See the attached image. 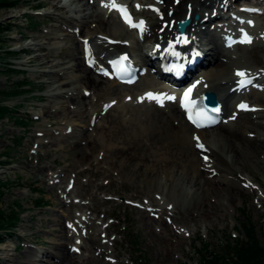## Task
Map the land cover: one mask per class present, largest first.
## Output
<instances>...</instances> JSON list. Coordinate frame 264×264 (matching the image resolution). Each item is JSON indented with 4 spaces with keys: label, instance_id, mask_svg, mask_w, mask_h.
<instances>
[{
    "label": "rangeland",
    "instance_id": "rangeland-1",
    "mask_svg": "<svg viewBox=\"0 0 264 264\" xmlns=\"http://www.w3.org/2000/svg\"><path fill=\"white\" fill-rule=\"evenodd\" d=\"M1 1L0 103L9 106L17 114L16 117L28 125L18 126L16 119H6L0 124V209H18L21 214V222L17 227L3 234L5 242L0 244V264H4L1 259L6 253L2 246H9L10 253H14L13 248L17 249L12 262L5 264H24L25 253L29 248H48L55 253L54 243H65L70 249L75 247L77 242L84 259L81 264H137V258L138 261H143V264H204V259L212 258L214 254L228 258L225 253L228 243L235 245L237 240L247 241L244 226L248 224L253 225L255 236L264 248V148L259 146L260 140L264 142V126L255 119L253 109L240 114L234 113L236 104L242 99L232 100L229 96L231 88L221 90L224 91L221 93L224 98V116H221V124H237L234 128L237 126L238 129L242 126V136L250 137L251 141L255 138L253 144L256 145L251 150H242V155L237 161H231V156L225 151L224 142L216 134L221 124L206 128L205 141H201L196 136L198 133L191 127H185L191 139L179 138L175 129L178 120L166 112L175 108V103L167 101L162 104L148 94V83H165L155 75V69L147 65L149 54L156 45H153V40H145L128 30L129 27L122 24L117 15L114 16V10L102 6L106 0H97L101 15L105 12L102 16L105 25L97 28L94 23L90 27L97 30L96 36L99 37L90 38L88 47L104 57V60L115 56L117 47H126L129 57L140 70V80L136 85L126 87L108 76L102 77L96 73L101 77L104 90L98 97L91 91L88 93V101L93 102V105L87 110L85 124L80 123L78 129L82 130L83 136L88 137L93 134L89 127L96 122L100 127L106 128L107 134L112 129H119L117 127H125L120 137H117L116 144L122 147L130 142L134 150L132 146L126 147L130 148L138 159L143 158L147 164L137 161L128 165L126 170L118 168L115 171L108 168V162L103 163L102 159L98 160L99 165L82 161L78 151L82 136H68L76 128L72 126L65 129L68 132L64 135L60 148L48 149L50 146L46 145L51 137L44 133L39 135V132L56 129L58 125L53 124L54 117L47 121L45 113L40 116L37 114L40 110L43 111L42 107L48 102L45 97L48 86L43 82L44 77H37L32 73V70L42 69L35 65H19L20 61L33 55L31 52L17 50L21 44L33 43L31 38L21 42L15 41L14 38L19 39L24 35L28 38L36 37L45 43H58L61 48L53 52L51 59L72 62L73 56H79L85 69H89L91 66L87 58L84 60V54L79 55V52H83L86 40L84 36L87 33H72L80 26V22L75 19L58 21L40 13L39 11H52L42 0H6L5 3ZM67 1L69 0H64ZM119 1L128 5L134 15L144 19L151 29H155V25L164 19V1ZM174 1L167 0L166 3ZM198 1L189 0L188 5L197 6ZM212 1L224 4L231 0H209ZM228 12L234 17L228 18L229 15H225V18L235 25L236 30L246 31L247 38L244 36L245 38L241 39L242 44L239 47L236 44L232 46V52L226 50L225 63L229 67V74L224 77L226 79L221 80L230 79L235 73L232 67L242 66L246 74L260 71V78L255 79L254 87L243 93L246 94V100L255 103V94L264 92V5L260 4L250 10H242L238 5H234ZM22 14L23 17L17 19ZM218 21L219 19H215L211 24L193 27L190 31L191 37L198 35L200 29L217 26ZM235 29L231 27L230 30L220 33L226 35L229 40L232 38L229 32L234 33ZM55 34L64 37L51 39ZM173 34L179 38L176 28L173 29ZM199 34L202 37L200 47L212 49L213 44L206 38L203 39V33ZM219 35L214 36L218 44L224 39ZM162 37L163 41H170L172 35L163 34ZM209 43L211 44L208 45ZM158 63L159 60H154L155 65ZM207 67L209 69L212 65ZM200 74L201 72L198 76ZM197 84L198 87L203 85L199 81ZM239 96H242V93ZM107 105L110 106L100 114ZM153 105L164 109L165 115L159 119L151 118L153 108L150 107H155ZM110 110L112 119H107L105 115ZM66 126L67 124L60 125L61 128ZM199 144H203L205 148H199ZM244 145L247 146V143L244 142ZM165 151L168 153L167 163L170 166L164 171L161 157ZM99 152H102V149L96 148L93 156L96 157ZM203 154L212 159L208 157V164L216 167V172L210 174V177H221L223 182H219V185L226 189L221 197L223 200L217 197L216 193L205 196L207 201L221 208L219 219L216 217L214 220H204L200 219L196 212H191L192 187L198 178L197 171L202 180L210 178L207 177V171L203 168L205 166L200 161ZM150 162L154 164V168ZM203 173H206V176ZM147 205L154 209L147 208ZM157 207L162 210L155 213ZM54 214L58 215L64 225L65 239L60 238L57 227H51L49 219ZM160 215L170 225L172 232L165 229L159 231L157 226L153 228L150 216L157 218ZM27 229L29 232L23 237L22 232ZM132 234L136 236L138 243L137 253L132 244H129L130 240H133ZM45 259L56 261L53 258Z\"/></svg>",
    "mask_w": 264,
    "mask_h": 264
},
{
    "label": "bare ground",
    "instance_id": "bare-ground-1",
    "mask_svg": "<svg viewBox=\"0 0 264 264\" xmlns=\"http://www.w3.org/2000/svg\"><path fill=\"white\" fill-rule=\"evenodd\" d=\"M42 1L47 7L51 8L52 11L47 10V11H43V12L39 11V12L46 14L49 18H54L55 20H58V21L62 19H69V20L75 19L76 21L80 22L79 28L72 31L74 35H76L78 31H80V33H85V32L87 33L86 36H84L86 37V40L84 42V47L82 49L83 52H79V55L84 54V60L85 58H87L88 61H92V60L94 61V65L92 66V68L88 67L89 69H85L82 58L79 56H76V57L73 56L72 62L51 59L54 56L53 52L61 48L57 45L58 43H51V42L45 43V42L38 40L36 37L28 38V37H25L24 35H21L19 39L14 38V40L17 42H21L24 39H26V41H29L31 38L33 43L29 45L21 44L18 46L17 50L20 52L22 51L31 52V54L33 55L20 61L19 65L25 66V67H33L35 65L38 68L42 69V70H32V73H35L37 77L39 76L44 77L43 82L47 84L48 86V91L45 94V97L47 98L48 102L47 104H45L44 107H42L43 111L40 110L37 114H39L40 116V114L45 113V115H47L46 117H48L47 121H49V118L54 117L53 124L58 125V127L56 129H52V130L50 129L48 131L45 130V131L39 132V135L44 133V134H48V136L51 137L48 140V143H47L48 145L46 146L47 147L50 146L48 147V149L49 148L52 149L54 147L60 148L61 147L60 143L62 140H64L65 138L64 135H67V132H68V130L65 131V129H67L68 126H72L73 128L75 127L76 128L74 129L73 133L68 136H73L74 134H77L78 136H82L81 139L79 140V144L81 145H79L80 147H78V151H80V156H81L82 161H90L91 164L96 163L97 165H99L98 160L102 159L104 162L101 161V163L102 162L106 163L105 161H107L109 165H106V166H108V168L110 169H114L115 171L118 168L119 169L123 168L126 170L128 165L133 164L137 161L147 164V162L143 158L138 159L136 156L133 155L134 152L132 154V151H130V148L126 147V146H129V147L132 146L133 147L132 150H134V146L130 142L126 143L122 147H120V144L118 145L116 144V142L118 141L117 137L123 133V130L125 129V127H122V128L117 127L119 129H116V130L112 129L110 130L109 134H107L108 132L106 128L105 127L103 128L102 126L100 127L96 122L94 125H91L89 127L90 131H93V134H91L88 137L83 136L82 130L78 129V127H80V123L85 124V121L88 117L86 116L87 110L89 106L93 103V102L91 103L90 100L88 101L89 99L88 93L91 91L93 94H95L98 97L101 95L102 90H104L102 88L103 86L100 81L101 77L97 76L96 73H98V75L103 77L104 74L102 73V70L109 67L108 62L107 60H104V57L100 56L99 53H96L92 48L88 47L89 45L88 40L90 38L97 39V37H99V36H96L97 30H93L90 27H92L94 23L97 24V28H101L102 25H105L102 19V16L105 12L101 15V11L99 8L100 7L99 2L97 0H93V1L87 0V2H85L86 0H69L67 2H64V0H42ZM156 1L157 2L164 1L163 3H165V5H164V10L162 11H164L165 16L162 21H159L155 25V29L154 28L151 29L148 26H146L143 33L140 34V32H138L136 28H133V25L131 24H125V25L129 27L128 30H130L131 32H135V34L144 38L145 40H148V39L153 40V43H154L153 45H156V46L153 48V50L149 54V58L153 62L155 59L159 60V62H165L166 60L169 61L170 56H172V59H171L172 61H175L177 59L181 63L182 62L192 63V61L195 59H201L198 61L199 64L197 66H195V64H192V66H194L193 70L191 71L192 80L186 84V86L194 87L196 95L202 92H205V91H213L217 94V96L219 95L218 97L221 98L222 97L221 93L224 92V91L221 92V90H225L227 89V87H229L228 89H230L232 87L234 88L235 86H238L241 83L240 81L243 78L245 77H253L254 79L260 78L259 77L260 71L252 72V73L248 72V74H246V70L243 69L242 66H238V67H232V70H234L235 73L230 77L229 80H221L228 73L229 67L225 63L226 50L223 49V47H221V45L218 44V42H216L214 39V36H217L218 32L220 33L221 31L230 30L232 27V23L229 21V19L228 20L225 19V17L222 15V11L225 12V15H229L228 18H232L233 15L229 14L230 12L228 11L230 10V8L234 7V5H238L243 10L246 9V7L256 8L260 5V2L258 0H231V1L225 2L224 4H219V2L218 4H216V1L209 2V0H199L197 6H192L190 4L188 5L189 0H175L173 3H169V4L166 3L167 0H156ZM118 2L119 0H106L102 4V6L106 9H109L110 7H113V9H117L116 17L120 19V8L118 6ZM214 8H218V9H214ZM68 13H72V14L69 15ZM74 13L76 14V16H74ZM115 15L116 14H114V16ZM197 15L199 16L198 18H196ZM18 17L19 18L17 19L22 18L23 14ZM11 18H13V16H11ZM217 18L222 19L218 21V23H220L222 26L220 29H212L209 27L203 30V34L205 35V38L213 44V47L210 50V53L209 52L202 53L198 50L196 51L195 49H193L195 48L194 45L198 43V41L201 38L199 34L196 36H193V41L190 43L189 46H184V43H182L180 38H175L173 36L174 35L173 29L176 28V25L181 20L191 19L192 24L190 28L187 30V33L192 34L190 31L193 27L197 28V27L205 26L208 23L211 24V22ZM149 29H151V31ZM163 34L172 35L171 41H163V37H162ZM243 34L244 32L242 33V35ZM221 35L222 37H225L224 34H221ZM242 35H240V33H236L235 34L236 37L233 38V39H237L236 43L238 47L242 44V42L239 41ZM62 37L64 36L55 34L51 39L55 40V39L62 38ZM200 43L201 42L199 41L198 44ZM211 43H209V45ZM160 44H162V46L158 48V45ZM116 49L117 50L113 58H116L120 55H125L129 57V54H128L129 51L126 47L122 46V47H117ZM229 50L231 52L233 51L232 48H229ZM37 52H41V53L38 54ZM228 56L230 57V55ZM148 64L152 65L151 62H149ZM211 65L212 67L208 69L207 66H211ZM245 68L247 67L245 66ZM239 71H243L244 75L239 76ZM200 72L201 74L198 76ZM219 73L221 74L219 75ZM157 77L160 78L161 76L157 75ZM194 77H195V80L193 81ZM160 79H163V78L161 77ZM197 81L203 84L199 88H197L198 86V84L196 83ZM147 85H148L147 87H148L149 96L155 99H158L162 104L167 101L169 102L173 101L175 103L176 107L174 106L175 108L168 109L166 112L170 114L172 117L177 118L178 124L175 129L178 131L179 138H185L188 140L191 137V135L188 134L185 127L187 128L191 127L198 133L196 134V136L201 141L203 140L205 141L206 129L205 130L195 129L190 123L186 121L185 112L180 106V96H181L182 90L175 89L171 86L166 85L165 83L158 84V83L150 82ZM253 85L254 84L250 85L246 89H243L240 86H238V89L236 90L230 89L229 96L232 97V100H235L236 98L242 99L240 102L236 104L234 113L240 114L241 112L238 109V105L242 103H246L247 105L244 111H249L250 109L251 110L253 109V113L255 114L254 115L255 119L258 120L261 126H264V120H263L264 92H262L259 95L255 94V100L257 102V105H255L256 102L250 103L248 100H246V96H245L246 94L243 95L244 92L251 90L254 87ZM240 93H242V96H239ZM221 101H222V104H224L222 99ZM109 106L110 105H107L104 109H102L103 111L99 113L102 114L103 112H105V110ZM153 106L155 107H150V108H153V114L151 118L159 119L160 117L165 115L164 109L162 108L160 109L156 105H153ZM222 107L224 109V105H222ZM112 110L106 113L105 116L107 119L108 118L112 119V116H111ZM151 111L150 113H152ZM221 116H224V111H222ZM64 124L65 125L67 124L66 128H61L60 125H64ZM234 125H237V124H234ZM234 125L226 122L225 124H221V126L217 129L218 131L216 132L219 138L224 142L225 151L227 154L231 156V161H237L238 159H240L242 155V150L244 149L251 150L253 149L254 146H256L255 144H253V140L255 138H253L252 141L249 139L250 137L245 138L244 136H242V132H241L242 126L240 127V129H238L237 126H235L236 128H234ZM241 125H244V124H241ZM260 128H263V127H260ZM244 142L247 143V146L244 145ZM260 142L261 144L259 146L264 148L263 146L264 142H262V140H260ZM96 148H100V150L102 149V152H99V154L95 157L93 155H94V150ZM199 148L202 149L205 147L203 146V144H199ZM209 150H210V147H209ZM209 152L211 153V151ZM208 157L209 156L203 154L200 161L202 162L201 164H204L205 166V167L203 166L202 167L205 169V171H207V174H208L207 177H210V174H212L213 172H216L215 171L216 167L214 168L213 165L208 164ZM168 158H169L168 153L167 151H165L163 157H161V160H162L161 162L164 164V167H163L164 171L167 170V168L170 166L167 163ZM210 160L212 159L210 158ZM152 167L154 168V164H152ZM152 167L151 169H153ZM177 173H179V171H177ZM203 174L206 176V173H203ZM196 175L198 176V178L194 181V185L192 187L193 194H192L191 201H190L192 203L191 205H193L191 212L193 213L196 212L197 215L200 217V219L202 218L204 220H214L216 219V217L218 218V216L220 215V211L222 210L220 207L213 205L210 201H207L205 199L206 198L205 196L207 195V197H209L208 195H214L211 193H216L217 197H220V198L223 197V194L226 192V189L224 187H220L219 185V182L221 183L223 181L220 179L221 177L219 179H216V178L213 179V177L212 178L210 177L208 178V180L207 179L202 180L199 176L198 171ZM192 179L194 180V177H192ZM221 200H223V198H221ZM146 207L149 209H154L151 207V205H147ZM161 210H162L161 208L157 207V209L155 210V213L160 212ZM161 217L162 215H160L157 218L150 216L149 219L153 221V228L157 226L159 231L161 229H165L169 232H172L170 225L165 221V219ZM49 220H51V227L58 228V233L60 234L59 235L60 238L62 237V239H65V236H64L65 228H63L64 225L61 223L60 221L61 219L58 218V215L56 214L52 215V218ZM28 232H29L28 229L26 232H22V236L26 237ZM78 244L79 243L77 242V245L75 247H71L69 249L68 246L65 245V243H54V246H56L55 253L51 252V250H49L48 248L46 249L41 248V249H36V250L29 248L27 249L25 253L26 263L24 264H39L42 262H47L48 264H81V263H84L83 261L84 259L82 258V253L78 249L79 248ZM2 247L5 248L6 253H5V256L1 260L4 262V264L8 262L9 263L12 262L13 260L12 257L13 255L17 253L16 252L17 249L13 248L14 253H10L11 249L10 250L8 249L9 246L7 247L2 246ZM45 257L49 259L53 258L56 261H49V260L47 261Z\"/></svg>",
    "mask_w": 264,
    "mask_h": 264
},
{
    "label": "trees",
    "instance_id": "trees-1",
    "mask_svg": "<svg viewBox=\"0 0 264 264\" xmlns=\"http://www.w3.org/2000/svg\"><path fill=\"white\" fill-rule=\"evenodd\" d=\"M1 2L5 3L6 0H2ZM16 116L17 114H15V112H13L9 108V106L0 103V124L3 123L6 119H16V124L18 126L28 125L27 122L20 118H17ZM248 221H250V219ZM20 222L21 214L18 209H13L10 211L0 209V244H3L5 242L3 234L7 231L14 230ZM244 227L247 241L237 240L235 245L228 243V248H226L225 252L228 255V258L220 256L218 254H214L212 258H205L204 264H264V248L260 245L255 236L253 225L248 224ZM131 237L133 238V240H130L129 244H132L133 249L137 253L139 251V248H137L138 243L136 240V236L132 234ZM136 262L137 264H143V261H138V258Z\"/></svg>",
    "mask_w": 264,
    "mask_h": 264
},
{
    "label": "water",
    "instance_id": "water-1",
    "mask_svg": "<svg viewBox=\"0 0 264 264\" xmlns=\"http://www.w3.org/2000/svg\"><path fill=\"white\" fill-rule=\"evenodd\" d=\"M191 24L190 19H185L179 22L178 24V30L181 34H184L186 32L187 27ZM203 102L206 105V107L215 112L219 113L221 106L220 102L218 100L217 94L213 91L205 92L202 96Z\"/></svg>",
    "mask_w": 264,
    "mask_h": 264
}]
</instances>
